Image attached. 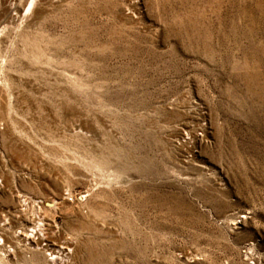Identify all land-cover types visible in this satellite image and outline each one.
I'll return each instance as SVG.
<instances>
[{
  "label": "rangeland",
  "instance_id": "rangeland-1",
  "mask_svg": "<svg viewBox=\"0 0 264 264\" xmlns=\"http://www.w3.org/2000/svg\"><path fill=\"white\" fill-rule=\"evenodd\" d=\"M37 2L0 17V262L50 264L40 219L63 264H264V0Z\"/></svg>",
  "mask_w": 264,
  "mask_h": 264
},
{
  "label": "bare ground",
  "instance_id": "bare-ground-1",
  "mask_svg": "<svg viewBox=\"0 0 264 264\" xmlns=\"http://www.w3.org/2000/svg\"><path fill=\"white\" fill-rule=\"evenodd\" d=\"M0 2H2V4L0 3L1 4L0 5L1 6L0 17H7V18H10V20L11 19H17L18 17H16V16L17 15L19 16V14L21 13V11L23 9L25 10V6L28 3L30 4V6L32 8L35 7L38 3L37 0H0ZM13 10H15V13L12 12ZM1 21H2V19H1ZM6 220H7V218H6ZM33 221H34V219H33ZM43 223L40 222V219H39L38 222L36 221V222L32 223L33 226H31V227L27 226V227L23 228L24 231L23 232H22V230L20 231L21 234L23 233L21 241H22V239H23V241H27L26 244L28 245V243H30L28 240L30 238H33L32 241L34 243H30V245H29V246H31V249H34V250L39 251V252H42V251L45 252L46 255L48 256L47 258H48V261L50 262V264H57V263L63 264L65 259L69 260L72 256H74L75 252L77 251V247L73 244V242H69L70 240L64 241V245H60V244L58 245L53 240L49 239V237L44 232V228H43L44 224ZM20 224H19V226H20ZM16 229H17V227H16ZM15 231H14V233H15ZM18 239H19V237H18ZM5 240H8V239L6 237H4V239H3L2 236L0 235V250L5 249L4 247L7 246L4 243ZM44 241H46V242H44ZM6 250H7V253H9V254L12 252V250L8 249L7 247H6ZM4 253H6V252H4ZM58 260H59V262H58ZM0 264H3L2 261L0 262Z\"/></svg>",
  "mask_w": 264,
  "mask_h": 264
},
{
  "label": "built area",
  "instance_id": "built-area-1",
  "mask_svg": "<svg viewBox=\"0 0 264 264\" xmlns=\"http://www.w3.org/2000/svg\"><path fill=\"white\" fill-rule=\"evenodd\" d=\"M247 251H248V247H243L244 254L247 253ZM248 254H249V252H248ZM245 255H247V254H245ZM250 257H251V255H250ZM250 260L252 261L253 264H255L256 260L254 258H251Z\"/></svg>",
  "mask_w": 264,
  "mask_h": 264
}]
</instances>
